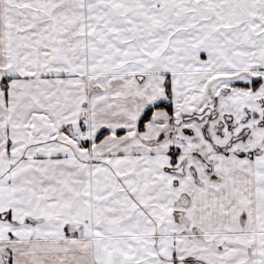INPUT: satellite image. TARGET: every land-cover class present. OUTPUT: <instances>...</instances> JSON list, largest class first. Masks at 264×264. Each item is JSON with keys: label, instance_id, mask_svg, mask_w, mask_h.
I'll return each mask as SVG.
<instances>
[{"label": "snow or ice", "instance_id": "1", "mask_svg": "<svg viewBox=\"0 0 264 264\" xmlns=\"http://www.w3.org/2000/svg\"><path fill=\"white\" fill-rule=\"evenodd\" d=\"M0 264H264V0H0Z\"/></svg>", "mask_w": 264, "mask_h": 264}]
</instances>
